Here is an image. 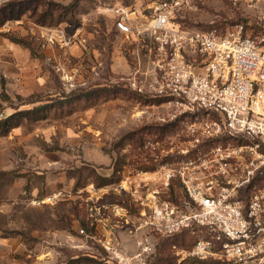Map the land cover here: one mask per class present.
<instances>
[{"label": "rangeland", "instance_id": "obj_1", "mask_svg": "<svg viewBox=\"0 0 264 264\" xmlns=\"http://www.w3.org/2000/svg\"><path fill=\"white\" fill-rule=\"evenodd\" d=\"M151 1L79 0L70 7L71 21L58 28L61 32L40 31L28 17L0 27L32 33L44 53L26 57L24 49L12 50L0 34V74L12 75L5 82L8 99L0 95V118L52 104L49 117L24 120L0 135V171L8 172L0 181V264H152L158 253L172 256V264H192L194 238L181 242L178 235L162 247L168 236L143 224L148 211L141 212L135 201L141 194L134 192L135 186L147 178H153L150 187L160 200L180 204L187 199L181 183L173 177L167 181L160 167L168 162L174 167L176 142L169 154L164 149L169 137L177 138L180 126L160 137L148 133L149 124L172 119L160 101L133 94L137 91L129 78L140 49L114 27L107 10ZM177 20L218 31L242 24L244 35L264 36L263 3L191 0L177 12ZM15 60L20 68L6 65ZM31 65L34 79L19 81L22 68ZM31 92L43 100L27 103ZM81 165L104 176L120 167L119 179L98 187L91 178L83 182L72 172ZM121 220L134 226L121 228ZM181 232L194 237L187 229L171 236Z\"/></svg>", "mask_w": 264, "mask_h": 264}, {"label": "built area", "instance_id": "obj_2", "mask_svg": "<svg viewBox=\"0 0 264 264\" xmlns=\"http://www.w3.org/2000/svg\"><path fill=\"white\" fill-rule=\"evenodd\" d=\"M190 2L107 7L114 27L140 49L132 87L161 99L170 119L180 120L164 149L169 154L176 142L174 167H160L187 199L160 200L147 178L135 186V201L148 211L143 224L151 231L194 235L192 264H264V185L254 182L264 169V36L244 35L242 24L226 31L182 24L177 12Z\"/></svg>", "mask_w": 264, "mask_h": 264}, {"label": "trees", "instance_id": "obj_3", "mask_svg": "<svg viewBox=\"0 0 264 264\" xmlns=\"http://www.w3.org/2000/svg\"><path fill=\"white\" fill-rule=\"evenodd\" d=\"M79 0H68L66 2L60 0H6L0 3V27H2L6 22L21 20L23 17H28L36 25L45 26V27H63V22L71 21L68 16L70 13V7L77 4ZM64 24V23H63ZM0 34L9 40L18 43L22 47H26L30 54L33 56L42 57L44 54L39 50V41H35V38L30 33L17 34L12 31H1ZM0 93L2 99L7 100L8 94L5 92V81L4 78L0 75ZM138 97H144L140 93L133 92ZM30 99L27 103H34L42 101L43 98H40L35 93H30ZM156 99V98H155ZM161 101V99H156ZM52 104L45 103L37 106H33L27 109H17L2 118H0V135H6L12 128L22 124L24 120L37 121L39 119H45L49 117L51 113ZM180 125L179 118L167 121L166 123H151L148 125V133L154 135L155 137H160L163 134L167 133L171 129H176ZM132 136H130V139ZM137 142H141V138ZM120 168V167H119ZM119 168H114L113 172L109 176H104L95 171L94 168L88 165H81L72 170L74 173H78V177H81V181H86L87 178H91L95 186L106 185L111 182H116L119 179L117 171ZM86 171V172H84ZM8 172L0 171V181L7 175ZM18 175V174H17ZM254 182L257 185H264V169L262 173L258 174L254 179ZM183 234V235H182ZM185 234L187 237H185ZM180 235L179 239L181 242L186 241L187 238H190V241L193 240V236L188 232H181L180 234L176 233L174 235H169L163 240L162 247H168L169 243ZM181 238H183L181 240ZM172 256L165 254L156 255L152 264H172Z\"/></svg>", "mask_w": 264, "mask_h": 264}, {"label": "crops", "instance_id": "obj_4", "mask_svg": "<svg viewBox=\"0 0 264 264\" xmlns=\"http://www.w3.org/2000/svg\"><path fill=\"white\" fill-rule=\"evenodd\" d=\"M53 28H61V27H53ZM41 29H45V30H48V29H51V28H46L45 26H39V30L40 31H42ZM26 33H30V32H26ZM41 33V32H40ZM24 34V33H23ZM31 35H33L32 33H30ZM7 42H8V45L10 46V48L12 49V50H15V51H19L20 49H24L25 50V56L26 57H29L30 58V56H33V55H31L30 54V51L26 48V47H22L21 45H19L18 43H15V42H13V41H11V40H9L8 38H6V37H4V36H2ZM42 51V50H41ZM43 52V51H42ZM44 54V53H43ZM16 55V54H15ZM33 57H38V56H33ZM6 65H9V66H12V67H19L20 68V64H19V61H17V60H15V61H12L11 63H6ZM35 70H36V68H35V65H31V66H25V67H23L22 68V70L20 71V73H19V75H21L20 77H19V81H23V82H31V80H33L34 78L33 77H35L36 75V73H35ZM8 74H5L4 73V75L2 74H0L3 78H4V81L6 82V83H8V77H11L12 75L11 74H9V72H7ZM35 75V76H34ZM31 93H33V92H31ZM30 94V93H29ZM120 209H125V208H123V207H120ZM120 213H124V212H122L121 210L119 211V214ZM120 215H122V214H120ZM124 225V224H123ZM123 225H122V220H121V228H123ZM119 226V227H120ZM124 226H126V225H124ZM130 226H134V225H129V227ZM129 227H125V228H129Z\"/></svg>", "mask_w": 264, "mask_h": 264}, {"label": "flooded vegetation", "instance_id": "obj_5", "mask_svg": "<svg viewBox=\"0 0 264 264\" xmlns=\"http://www.w3.org/2000/svg\"><path fill=\"white\" fill-rule=\"evenodd\" d=\"M160 102L162 103L163 101L161 100Z\"/></svg>", "mask_w": 264, "mask_h": 264}]
</instances>
